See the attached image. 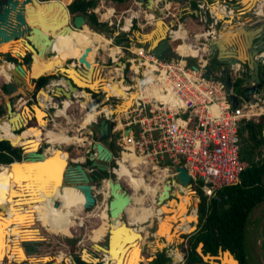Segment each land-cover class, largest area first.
Segmentation results:
<instances>
[{
  "label": "water",
  "instance_id": "1",
  "mask_svg": "<svg viewBox=\"0 0 264 264\" xmlns=\"http://www.w3.org/2000/svg\"><path fill=\"white\" fill-rule=\"evenodd\" d=\"M141 6L145 7L151 14H153L156 26L149 32L143 33L140 31L136 32V39L141 44H147L148 50L154 53L157 58L161 60H166L168 57L165 54L171 53L170 47L168 45V30L170 29L169 25L165 21V10L164 8H160L156 11L157 2L155 0H136ZM242 3V0H240ZM259 1V0H258ZM68 1L64 2V0H0V45L10 44L9 49L5 51L3 54L4 57H7V53L15 56L18 60L16 63H10L6 60H3L2 63L11 64L12 67L9 68V74L11 77L10 82L5 83V90L7 93H12L18 90L19 86H23L27 88L28 86L33 85L34 79L38 78L41 75L49 74L51 72L50 68L61 67L60 58L57 57L55 60H52L51 57H48L47 60L41 62V66L37 70H33V67L37 61V56L46 57L47 54L52 52L51 47L55 41V36L68 34L70 32L80 30L87 24V18L84 17L80 13L70 12L68 9ZM244 7L249 4L246 2L242 3ZM235 8V6L233 7ZM206 15V23L205 27L209 25L210 15L208 11L205 12ZM229 18L221 19V21H229ZM253 21L254 19L251 18ZM251 20L247 21L246 24H234L233 21L228 22L227 28H224L220 31V35L216 38L209 39L207 44L206 51L209 55V64L205 65L203 76L205 78L210 77L211 69L210 66H217L218 62H223L226 64H234L241 63L245 68L252 69V74H246L245 82L250 83L254 82L255 84H260L264 81V75L260 74L259 66L257 61L254 60L253 56L255 52L258 50H264V22L262 26L257 28L250 27L251 25L262 23V22H254L253 24H248ZM159 23V25H158ZM234 24V25H233ZM248 24V25H247ZM87 26V25H86ZM167 28V29H166ZM165 29V35H163ZM153 33L154 37L150 40H147L145 36ZM248 35L247 46L248 50L244 52L235 53V49L233 46H237L236 44L241 39V37H245ZM146 36V37H147ZM261 36V38L254 45L253 39L255 37ZM165 48V50L163 49ZM91 51V47L88 46L84 49L83 53L77 57V67L74 70L75 77L78 78L79 81L84 83L94 84L96 88H91L88 86H79L78 82L76 83L72 77L69 76L68 73L62 72L60 75H51L47 79V84L50 83L52 79L58 80L59 78H63L68 85L66 91L62 86H57L59 92L61 94L56 95V91L51 93V100L55 102H60L62 98H73L72 90H82L89 96L92 93H98L101 89V82L97 79V77L91 78L92 74L95 72L93 66L90 65V62L87 59L88 53ZM25 56H29L30 60L27 61L28 68H25L24 65L20 63V58ZM193 57H190L186 61V67H190L193 70H198L199 67L196 62L193 61ZM54 63H58L59 65H54ZM120 64H125L124 62H120ZM72 67L73 64L68 65ZM76 66V65H75ZM74 69V68H73ZM45 70V71H44ZM30 75L29 83L26 81V74ZM46 84V85H47ZM45 85V86H46ZM227 90L232 99L233 106L237 105L238 99L236 94L230 92L229 86L231 85L230 81H226ZM88 89V90H87ZM253 86H250L246 92L249 94L253 93ZM39 92L48 93L45 88H40ZM102 92H104L102 90ZM97 95V97H98ZM37 104L32 105L31 107L25 106L26 109L33 111V107L36 106L40 108L39 100L36 101ZM4 108V112L0 116L5 117L11 124V127H14L13 123H11L12 117L7 118V114L13 112L12 102L7 100L1 104ZM123 108V101L115 104L114 112L105 114L101 118H99L98 122H93L90 126L96 128L98 133V139L91 144V149L88 159L91 161L89 167L84 166L81 162L70 163L66 160L63 162L58 158V155L55 151H48L45 149V146L39 143V146L35 150L28 151L23 148L22 158L20 160H13L9 164V171H13L14 173L18 169H23L21 176H13L11 177V182L14 187L20 188L22 191L20 193L21 196H16L12 200L18 198H27L29 197L30 192H35L37 188L42 185V181L47 176L48 171L50 169L51 161L56 159L57 164L55 167L58 171L55 176L50 181L51 186L57 184V182L61 181L60 188L65 185H71L78 190H80L84 197L83 208H90L96 203L95 194L92 189L91 182L93 181V176L99 175L102 171L109 172L110 170V161L114 159L113 153L109 148V144L111 142V128L112 121L111 118L116 116V110ZM129 110V108H128ZM19 113H17L18 115ZM44 117L46 113L44 112ZM123 114V113H121ZM44 120V118L42 119ZM21 127L14 129V131L19 130ZM250 130L251 133H254V126L249 122H242L239 124V131L244 132L245 130ZM129 128L125 129V133H127ZM262 137L264 139V130L262 131ZM1 140H7L11 146L12 143L5 138H0ZM59 159V160H58ZM65 162V164H64ZM53 169V167H52ZM176 175L173 177V190H180L177 186L183 185L189 192V196L191 197H199L196 195V191L193 189L190 183V175L188 171L183 165L175 166ZM115 174V173H113ZM171 179H168L166 183L163 184V189L159 191L156 201L159 204H164L167 202H177L178 207L180 205L178 213L180 214L183 211L188 213L190 211V206H186L185 204L181 206V200L177 196V198L173 199V190H172ZM49 192V191H47ZM181 193L182 190H180ZM108 193L110 196V200L108 201V221L109 227L105 233L106 242L103 243H93V247L100 253L99 257L92 256L87 252L85 248L81 250L80 259L86 263H97L102 261L103 264H124V262H119V257L122 256V260L126 259L127 264H133L137 261V264H142L143 260L139 259L136 249V242L141 240L144 236L142 231L134 226L132 223L128 221H122V215L125 212L126 207L130 205L132 202V194L124 188L123 183L120 181L119 177H110L108 178ZM184 194V193H183ZM35 199V198H33ZM29 203L27 202L25 208L29 209ZM32 204H34L32 202ZM53 204L55 207L59 206V201L53 200ZM166 210L170 209V206L165 207ZM190 213V212H189ZM197 216V215H196ZM4 215L2 216V218ZM198 217V216H197ZM169 219V230L167 231V235L159 236L158 239L156 236L164 234L161 228V222ZM179 219L177 216L171 217L168 214H163L162 219H157L155 231H150L149 236L154 237L155 252L159 251H167L168 247L172 245V242L179 237V233L175 230L176 220ZM171 220V221H170ZM14 220L10 219L7 221L9 223V228L13 229ZM119 222V223H118ZM23 226V225H22ZM3 230H5L3 228ZM22 230H25L22 227ZM29 231L36 232L29 233L26 232L20 240V246L27 256L25 260H29L30 256L38 251V246L41 241H43L42 237H39L37 234L38 230L35 228H30ZM127 233V234H126ZM130 235V236H129ZM135 238H134V237ZM262 236V234H261ZM263 237V236H262ZM163 247H160V243L167 244ZM115 244V245H114ZM115 247V252L119 250L115 261L113 258L114 254L112 251V247ZM201 248L202 244L199 245ZM7 247V249H6ZM14 247V243L3 244L2 251L5 249L4 260L7 259L8 255L12 253ZM144 251V245L142 244L140 248V253L143 256L142 252ZM1 253V252H0ZM84 253L88 255L90 258H85ZM123 253V255H122ZM227 254V261L224 263L221 258L219 264H239L237 258L234 254L228 250H222V255ZM100 256L101 259L100 260ZM32 257V256H31ZM134 257L135 261H134ZM212 257H216L210 253H206L202 255L203 260H209ZM31 259V258H30ZM175 259V258H174ZM43 258H41V261ZM148 260H152L148 258ZM229 260V261H228ZM73 264H79L74 258L72 259ZM46 261L44 260L43 263ZM11 264H18L14 257H12ZM21 264H24L23 262ZM48 264H56V261H51ZM190 264V263H187Z\"/></svg>",
  "mask_w": 264,
  "mask_h": 264
},
{
  "label": "built area",
  "instance_id": "2",
  "mask_svg": "<svg viewBox=\"0 0 264 264\" xmlns=\"http://www.w3.org/2000/svg\"><path fill=\"white\" fill-rule=\"evenodd\" d=\"M198 7L201 10L198 14L199 23H206V11L210 15L209 25L206 27L207 36L203 38L206 44L209 39L220 35V33H215V26L218 24L221 26V20L216 17L211 5L206 7L204 3L198 2ZM255 7L252 8L254 16L258 13ZM262 7L264 9V6ZM97 10L99 12L100 8L93 9L94 12ZM106 12L104 10L100 14L103 16ZM104 17V21H107L109 25L113 24L110 16ZM154 20V16L149 17L147 23H153ZM132 25L130 23L127 30ZM120 29L125 28L120 27ZM168 37L176 40L172 29L168 30ZM178 40L182 42L180 37ZM206 45L205 48H207ZM115 47L119 50L116 54L123 52V46L116 45ZM205 48L196 56L181 54L176 48L179 58L171 60H161L143 46L128 48L141 59L137 63V69L132 68L136 59L131 58L126 60L121 69L118 67L122 77H124L126 64H128L132 79L137 78L141 82H146L152 73L151 82L160 91L162 98L153 96L148 100L138 99L129 108V114H121V117H124L123 128L117 133L119 146L126 150L131 146L133 151L152 164L153 168L166 169L169 173L167 177L171 179L173 188L172 180L176 175L175 166L183 165L190 175L193 189L196 192L197 189L201 190L208 200L216 190L236 184L240 173L247 165L246 161L241 158L238 128L242 122L257 123L264 118V84L245 82L246 74L251 75L252 69L245 68L241 63H221L217 66H210V77L205 78L203 76L204 67L209 64V55ZM111 57L113 62H119V57ZM186 57L195 59L194 62L199 67L197 71L186 67ZM253 58L257 61L263 75L264 50L255 52ZM144 68L150 71L144 73ZM226 81L231 82L230 92L237 96L236 106L232 104ZM250 86L254 89L253 93L248 94L246 90ZM91 95L90 98H92ZM81 99L84 100L85 97L74 95L70 99V104L66 106V111L72 107L73 103H78ZM63 102L64 98L52 105L58 109L59 105L63 107ZM57 117L55 113L54 119ZM126 128H129L127 133H125ZM109 172L115 173V169L112 168ZM181 186L186 190L183 185ZM92 189L94 192L93 185ZM196 215L198 216V212ZM185 248V243L183 248L170 245L165 253L171 261L166 264H186ZM176 252H180L179 261L174 260Z\"/></svg>",
  "mask_w": 264,
  "mask_h": 264
},
{
  "label": "rangeland",
  "instance_id": "3",
  "mask_svg": "<svg viewBox=\"0 0 264 264\" xmlns=\"http://www.w3.org/2000/svg\"><path fill=\"white\" fill-rule=\"evenodd\" d=\"M219 1L222 2V0H210L209 3L210 4L211 3L216 4ZM156 2H157L156 11H158L160 8H164V10L166 12L167 11L171 12V13L173 12L172 14L175 13V15L178 16L179 5L176 4V0H156ZM231 2L233 5L236 6L235 10H236V14H237L238 18H236V20L233 21L232 20V18L234 16L233 15L231 18H229L230 19L229 22L233 21L234 24H246L248 19H251L254 16L253 15L254 12L252 10H250V8H247V7L245 8V7L241 6L242 3L240 0H237V1L231 0ZM257 2H258V0H256V3ZM98 7L100 8V11L98 12V10H97L96 12H97V15L101 21H104V19H105L104 16H106V17L110 16L111 17L112 12L114 15L111 18L115 19V18H118L119 16L122 17L123 21H121V23L114 24L116 29L117 30L119 29L120 32H122L120 29V26L126 27L127 18L132 17V14L137 13V15H135L131 18V23L132 24L135 23L136 28H133L131 26L129 30L121 33V34L125 33L126 36L128 35V36H135L136 37L137 31H140L143 33L149 32L156 26L155 20H154V23H150V22L147 23V18H149L148 16H150V14H149L150 11H148L145 7H143V5L141 6L136 0H125V1H121V2H118L116 0H97V5L94 9H97ZM104 10H105V12L106 11L107 12L105 13V15L102 16L100 13H103ZM110 10H111V13H110ZM107 13H108V15H107ZM171 13H169L168 16H166L164 14L165 21L169 25V27L172 26L173 28L177 29V24H174V15H172ZM184 15L185 14H182L179 17L180 22H183V20H184L183 16ZM262 24H263V22L261 24L257 25L256 27H260V26H262ZM86 25H87L88 29H86ZM86 25L83 28V33L86 35L85 37L87 39V45L91 47V51L88 53L87 57L93 58L94 62L91 63L90 65L93 66L95 69V72L92 74L91 78L93 79L94 77H97V79L101 82V84H100L101 89L104 91V92H102V90H101L99 92V95H98V93H92L91 97L94 98L97 102H99L101 107L99 109L91 110L90 109V104H91L90 102L92 100L81 99L80 101H78V103H73L72 107L69 108L67 111L65 109V114H66V116H65V115L57 113L58 109H56L52 105L54 103L46 104V106L43 109L44 112L46 113V116L44 117L45 125H43L42 130H41L42 134H41L40 144L44 145L45 149L48 148L49 151L53 150V152H54L57 149L56 154L58 155V158L62 162L64 160H66L70 163L81 162L84 166L89 167L90 163L87 164L86 160H87L88 156L90 155V152L93 151L91 149V144L98 139V133H97L96 128H93L92 126H90V124H92L93 122L97 123L99 118H101L102 116H104L106 114L105 112H103V110L106 106H109V111L111 113L114 112L113 109L115 107V104H117V103L120 104L121 101H124L125 94L134 90V87L138 82L141 83L143 85L142 88H144V86L149 83L148 79H151V77H150L151 74L148 76L146 82H141L139 79L134 80L130 77L131 74H130L129 69L127 67V69H124V77H122L120 69L122 68L123 64H120V62H126L128 57H130L131 59H136L134 61L135 63L132 64V68L137 69V67H138L137 63H139L140 59L137 57V55L135 53L125 52V50L127 51V49H124V48L122 49V51H123L122 53L115 54V56L111 55L113 52L119 51L115 47L116 43L114 41H112V43L108 42L107 46H104L105 39L109 40L111 35H109V33H107V32L94 30V29L90 28L88 24H86ZM187 25L190 26V29L192 28V26H194L190 22ZM188 26H187V28H188ZM202 27L203 26H201V27L199 26L198 29H202ZM121 34L119 36H121ZM166 38L169 40L168 36H166ZM190 39H192V38L190 37ZM188 41H189L188 43H190L191 40H188ZM202 42H204L203 39H201L198 42V44L200 45V43H202ZM144 45L147 47V44H144ZM137 46H139V44ZM2 50H3V47H2ZM3 52L5 53V51H3ZM67 53L71 54V52H69V51H67ZM67 53H65V54H67ZM110 55L113 56L114 58L119 57L118 58L119 62H115V61L113 62ZM57 56H58V50H53L52 52H50L49 54L46 55L45 59H48V57H51L52 60H55L57 58ZM77 57L73 56V55L70 57H67L66 60H64V63H62L61 69H58L60 67H56V68L52 67L51 71H50L51 73H49V74L50 75H56V74L60 75L62 72H66L69 74L70 77H72V79H74L72 72L77 67ZM167 57H168L167 59L171 60V59L179 58V55L177 54V52L175 50H173V52L169 53L167 55ZM188 59H190V57H186V60H188ZM3 60H6V57H4L2 53H0V64L1 65L3 64V65L8 67V64L2 63ZM19 61L22 65H24L25 68L29 67V65L26 64L27 62L24 61L23 58H20ZM193 61H195V60H193ZM10 63H13V62H10ZM70 64H73V66L69 67L68 65H70ZM126 66H128V64H126ZM118 67H120V69H119L120 75H119ZM147 69L148 68H144L143 72L146 73L147 71H150ZM0 72H1V69H0ZM27 78L29 81V78H30L29 73L27 75ZM107 79H113V80L111 81L112 86L108 87L107 90L105 91L102 88V86L106 83ZM74 80H76V79H74ZM10 81H11V77L6 78V75H4V74H2L0 76V104H2L3 102H5L7 100L11 101L13 104V110H14L13 112H21L25 106L31 107L32 105L37 104L36 101L39 100V95H40V92H38L39 90L36 92H35V90H34V92H30L33 89V85L30 86L31 89H28V88L25 89V88L19 86L20 88H22V92L19 90V87H18L17 91H14L12 93H7L6 91L3 90V87H4L6 82H10ZM78 85L81 87L84 86V85H81L80 83H78ZM46 87H47V85L43 86L42 88H45L47 91ZM50 93H52V92H50ZM33 94H35V99H32ZM56 95H57V93H56ZM97 95H98V97H97ZM105 95L108 97H106ZM86 96L89 97V94H86ZM66 99L67 98H64V100H66ZM142 99H143V96H142ZM62 100H63V98H62ZM77 100L78 99H76V101ZM137 101L138 100L136 99L134 101V104ZM63 107H64V102H63ZM57 108H62V106L59 105ZM84 108H86V109H84ZM33 110H34V107H33ZM121 110L122 109L116 110L117 115L114 116V118L116 117L118 119V121L120 122L119 126L123 128L124 117L123 116L121 117V113H119V112H121ZM55 113H57L58 117L54 119ZM93 113H97L96 118L94 117ZM90 115H92V117H93V119L91 121H90ZM120 118H121V121H120ZM33 119L34 118H32L30 122H32ZM28 124H29V122H28ZM25 127L26 126H23L15 132H20ZM120 127L116 128L114 126L111 128V132H113V130H114V133L111 134V138H110V140L114 143V147L112 150L114 159H111V161H110V169L118 168L121 164V163L119 164V162L122 161L123 158L124 159L126 158L125 160L129 166V168L134 167V168H137V170H140V171L142 170L143 176L147 182L150 181L149 183H151V184L157 183V180L155 179V175H156V171L158 170V168H153L152 164H150L148 162L144 163L143 162L144 158L142 156L136 154L129 144H128V146H130V147H128V150L119 146V144H118L119 135H118L117 131L120 129ZM47 129L54 130L57 132L63 131L65 133L69 134L74 139H77V137H79L82 140L81 141L72 140L71 142L64 143V144H62V143H60V144L49 143L48 139L46 137V134H45L47 132ZM262 130H264L263 125H262L261 131ZM241 134H242V136H241ZM238 136L243 138L244 139L243 141L250 142L248 130H245L243 133L239 132ZM261 149H263L262 146H261ZM242 152L245 154V156L250 155V153L248 152V150H246V148L244 146H243ZM247 157H245V158H247ZM56 159H54V161H51V163L55 162V164H57L58 162H56ZM137 159L139 160V162H136ZM131 161L135 162V166H132ZM64 164H65V162H64ZM121 170H122V173L120 174V176L125 178L126 176H125V173L123 171L122 165H121ZM8 172H9V176L11 178L13 176V174L11 173V171H8ZM115 173H116V171H115ZM17 174H20V176H21L22 173L20 171V172L16 173L14 176H16ZM115 176L119 177L118 174H114V176L109 174V176L106 178H102V179L96 178L94 181L91 182V184L95 187L94 194H95L96 203L93 206H91L90 208H83L82 207V209L79 212V216L75 219L74 226L71 228V235L69 234V236H68L66 234L63 235L60 233L55 234L56 230H55V228L53 229L51 224H49L48 226L50 228H52L51 229L52 231L50 230V228H48L46 222H43L40 219L39 220L36 219V223H34L32 225V227L35 228L36 230H38L39 234H37V235L39 237H42V239H43V241H41V244L43 245L42 252L40 253V256H38V257H33V259H29V260L24 259L20 262L21 263L23 262L24 264H48L50 260H52L54 257H56L61 252V254H59L58 257L55 258V260H57L56 262H59L60 259L63 258V256L66 254V259H65L66 264H73L72 259L74 258L75 255L80 256L81 250L83 248H85L87 250V252L90 253L92 256L99 257L100 253H98L97 250L93 247V243L96 241L94 239H92L93 238L92 234H93L94 229L99 227L104 221L102 214H100L102 212V210H105L108 214V201L110 200V196H109L107 188L105 190V186H104L105 180H107L110 177L113 178ZM168 179L169 178L166 176V178L163 179L162 182L166 183L168 181ZM50 181H51V177L48 176L42 181V185L44 183L50 184L51 183ZM120 181L123 183L124 188H126L131 194H133L131 203H136L135 206H138L137 202H141L143 205H148L149 207L158 206V203L156 201L158 194L155 195V198L153 197L151 199L150 195L148 193H145L144 190H142V189L137 190V191L133 190L129 186L127 181H125V179H120ZM162 182H159L160 183L159 185H161ZM12 183L13 182H11V188H15L14 185H12ZM39 187L37 189H39ZM16 188L20 189L18 187H16ZM16 191H18V190H16ZM104 192H106L108 195L105 196ZM6 193H7L6 198H8L10 195V191L8 190V191H6ZM158 193H159V190H158ZM34 194H36L38 196L37 190H35ZM142 195H143L144 200L139 198ZM196 195L199 196V194L197 192H196ZM172 198L173 199L177 198V195H175L173 193ZM37 202H38V200H37ZM37 202H35L34 205H36V210H39ZM192 208L193 207L190 206V211ZM195 208H196V205H195ZM197 210H195V212H197ZM184 212H186V211H184ZM157 219H158V217L154 216L151 221H148L146 223H143V222H145V220H141V219H138L137 222H138L139 226L142 225L147 231H149V232L153 231L154 232ZM121 220L125 221V222L129 220V214L126 211L123 213ZM80 221L82 222L81 224L79 223ZM191 222L193 225V229L189 232H179L180 238H176V240L172 242V246H174L175 248H183L182 243H183L184 239L182 236L184 234H189L191 232H194L197 229V226L199 224L198 217L196 218L195 221L193 220ZM263 223H264V201H262L261 203H259L257 206H255L253 208V210L251 211V213L249 215L248 223L246 225V247H247V253H248V255H247L248 262H249L248 264H264V239L260 235ZM106 231H107V229H106ZM143 235H144V242H143L144 254H143V256H145V259L143 260L142 264H150L151 260H148V258H151V257L153 258L155 253H156L155 249H153L155 247V244L153 243L154 237L153 236L151 237V236L145 234L144 232H143ZM159 236H162V235H158V237ZM158 237L156 236L157 239H158ZM103 242H106L105 235L100 239V241L99 240L97 241V243H103ZM199 245L197 246V252L202 257V255H204L206 253H203L202 246H201V248H199L200 247ZM212 255H215L216 257H212L208 261L204 260V263H206V264H219L220 259L223 258L222 249H219L216 254H212ZM43 257H49L50 259H48L45 263H43V260L41 261V258H43ZM226 258H227V255H226ZM225 262L226 261H224V263ZM11 263H12V257L10 256L4 261L3 264H11Z\"/></svg>",
  "mask_w": 264,
  "mask_h": 264
},
{
  "label": "bare ground",
  "instance_id": "4",
  "mask_svg": "<svg viewBox=\"0 0 264 264\" xmlns=\"http://www.w3.org/2000/svg\"><path fill=\"white\" fill-rule=\"evenodd\" d=\"M66 1H68V0H66ZM242 1L248 2L249 3L248 4L249 7H250V3L252 4V2H251L252 0H242ZM155 2H156V0H155ZM215 5H216V8L214 10L217 11L220 5H219V3H216ZM110 13H111V10H110ZM107 15H108V13H107ZM135 15H137V13L132 14V17L135 16ZM151 16L153 17V14H150V17ZM223 16H225V13L220 15L219 18L223 19L224 18ZM107 17H109V16H107ZM132 17L127 18V20H126L127 24H126L125 29L129 28ZM158 25H159V23H158ZM86 29H88L87 26H86ZM175 32H178V31H175ZM182 32L183 31L179 32L180 35L185 37L184 33H182ZM153 33L154 32L150 33L148 36L146 35L147 37L145 36V38L147 40H150L151 38L154 37ZM75 35L78 36L76 44L73 47H71L70 49H67V51L71 52V54L67 53V51H60V52H58V56L57 57H61L65 53H67L66 57H65V60H66L67 57H70L72 55L77 57L83 52V50L86 47H88L86 38L81 33V29L73 31V32H70L68 34L55 36V38H56V40L59 43H62L63 45H65L66 43L68 44V42L71 41L72 37H74ZM163 35H165V29H164ZM108 42H109V40L105 39L104 46H107ZM2 47H3V45H0V51H2ZM180 51L182 53H184V54H194V55H196L199 52L197 49L193 48L189 43H185L180 48ZM115 54H116V51L113 52L111 55L115 56ZM37 57H38L39 61L47 60V59H43L41 56H37ZM9 65H11V64H8V66ZM4 66H1L0 68L2 70H6ZM11 67H12V65H11ZM0 75H2V74H0ZM7 75H8V78H9L10 74L8 72H7ZM72 75L74 76V79H76L78 81V83H80L81 85L88 86V87H91V88H96V86L94 84H91L92 81L89 82V83H86V82L84 83V81L81 82V81L78 80V78L75 77L74 72H72ZM119 75H120V70H119ZM152 76H153V74L151 73V75H150L151 79H152ZM151 79H148L149 83L146 84L144 86V88H142L143 85L138 82L135 85L134 90H132L131 92H128V93L125 94L124 101H123V108H122L121 112H119V113L129 114L128 108L133 106L134 101L136 99L137 100L138 99H142V96H143V100H148V99H150L153 96L157 97L159 99L162 98L160 96V93H159L160 91L151 82ZM76 80H75V82L77 83ZM26 81L29 83L28 78H27V74H26ZM51 84L55 87V91H56L57 95L62 93L61 91L59 92V90L57 88L58 84H63L66 89L68 88L67 83L65 81L61 80V79L53 80V82ZM104 85H106V86L111 85V79H107V81H106V83ZM28 87H30V86H28ZM30 89H31V87H30ZM19 90L22 92V88L19 87ZM53 90H54V88H53ZM48 93H50V92H48ZM71 93H73V95H75V96L85 97V99H87V100H92L90 102L91 103L90 104V109L91 110L99 109L101 107L99 102H97L93 98H89L88 96H86V93L83 92L82 90L80 92H78V93H76V92H74V90H72ZM106 97H108V96H106ZM51 99H52V96L50 95L49 96V100H51ZM172 102H175V101L172 100ZM68 104H70V100H68V101L65 100L64 101V107L58 108V112L57 113L66 116L65 109H66V106ZM45 106L46 105H43L40 102V108H37L36 106H34V110L32 112L24 107L21 112H17V113H19L18 115H17V113L14 114L15 112H11L10 114H7V118L8 117H12L11 123H13L14 127H11L10 122L5 117L1 118L0 119V138L3 137V134H2L3 129L11 128V129L14 130L16 128H19L20 126H25L32 118H36L39 126L42 128L43 125H45V120H42L44 118V115H45L44 114V110H43ZM103 112H105L107 114H110L111 112L109 111V106H106L104 108ZM93 115L96 118L97 113H93ZM111 121H112V127H114V126L116 128L120 127L119 126L120 123L118 122V119L116 117L115 118L112 117ZM121 128L122 127H120V129ZM41 134H42V132L40 133V136L37 137V138H28V139H25V140L21 141V146L23 148L27 149L28 151L37 149L38 146H39L40 140H41ZM45 134H46V137H47L49 143H58V144L62 143V144H64V143L71 142L72 140H78V141L82 140L79 137H77V139H74L69 134H67V133H65L63 131L57 132V131H54V130L47 129V132ZM46 150H48V148ZM55 153H56V151H55ZM125 159L123 158V160L119 162V164L121 163L120 166L115 169L116 174H118V176H119V179H125V181H127L129 186L133 190L137 191V190H141L142 189V190L145 191V193H148L151 198L155 197L156 192L158 190L163 189V184L164 183L162 181H163V179L166 178V176H168V174H169L168 171L166 169H161V168L156 167V168H158V170L156 171V175H155V179L157 180V183L153 182L154 184H151V183H149L150 181L147 182L146 179L144 178L142 170L141 171L137 170V168H134V167H132V168L130 167L129 168V166L126 163ZM136 162H139V160L137 159ZM143 162L144 163L146 162L145 159H144ZM131 164H132V166H135V162L134 161H131ZM121 165L123 166V171H124L125 176H126L125 178L120 176V174L122 173ZM8 171H9V167L6 164H0V252H1L0 253V258L3 259L0 264H3L4 261H5L4 260L5 249L2 251V246H3L2 243L3 244L4 243L5 244L14 243V247H13L12 253L9 254L8 257H10V256L14 257V260L18 264H21L20 261L24 260L27 256L24 254L19 242H20L21 238L23 237V235L26 232L36 234V232L29 231L30 228H33L32 225L34 223H36V219L37 220L40 219L43 222H46L47 226L49 224H51L53 229L55 228V230H56L55 234H59L60 233V234H63V235L66 234V235L69 236V234L71 235V228L75 224V219L79 216V212H80V210L83 207L84 197H83V194H82V192L80 190H78L77 188H75V187H73L71 185H65L62 188H60V185H61V181H60L59 184H58V188H57L58 199H56L57 201H59V206H57V207L53 206L52 208H50V209H52V211H51V214H50L49 219L47 221V219L45 218L43 210H36V205L28 204L29 205V209L25 208L26 206H24V205L27 204V201H28L27 198H31L35 202H36V200H38L37 195L34 194V192H30V195H29V197L27 196V198H20L18 201H13L12 200L13 197L21 196L22 194L20 192L16 191L17 188L16 189L15 188H11V178L9 176V172ZM16 176H20V174H17ZM159 182H162V184L159 185L160 184ZM104 186H105V190H106V188H108V179L105 180ZM177 188L182 190V192L185 191V193L183 194V193L180 192V190H177V189L173 190V193L175 195H177L179 197V199L181 200V206L184 205V204L186 206L191 204V206L193 208L191 209L190 213L189 212L186 213V212L183 211V212H181L179 214L178 211H179L180 205L178 207V201L177 202H171V203L166 201L164 204H159L158 206H155V207H149L148 205H143L141 202H137L138 206H135L136 203H130V205L128 207H126V209H125V211L129 214V221L131 223H138L137 222L138 219H141V220H145V222H148V221H151L154 216H157L158 219L161 220L162 217H163V214H168L172 218L175 217V216H177V218L179 217V219L176 220L177 221L176 224L174 225L175 226V230L178 233L179 232H189V231H191L193 229V225L190 224L188 226H184L181 223V221H183L185 218H187L189 216H193L196 213L195 210H197V208H198L199 200H198L197 197H190L189 196L190 194H189L188 190L187 189L184 190V188H182L181 185L177 186ZM8 190L10 191V195H11L10 201H8V198H6V196H7L6 191H8ZM104 193H105V196L108 195L106 192H104ZM132 196H133V194H132ZM33 198H35V199H33ZM139 198L144 200L143 199V195L140 196ZM64 203H66L68 205H65ZM17 205H19L18 208L15 207ZM69 205H73V206H75L77 208L71 207ZM195 205H196V208H195ZM166 206H170V209L166 210L165 209ZM100 214H102V217H103L104 221L99 227L94 229L93 234H92V237H93L92 239H94L96 242L98 240L100 241V239L105 235L106 229L109 227V222L107 221L108 220L107 212L105 210H102V212ZM3 215H4V217L2 218ZM10 219L14 220L13 229L12 228L10 229L8 227L9 223H7V221L10 220ZM145 222H143V223H145ZM168 222H169V219H166L165 221L161 222L160 230H162V232L164 233V234H161V235H167V231L169 230V227H170ZM79 223L81 224L82 222L80 221ZM22 227L25 230H22ZM3 228L5 230H3ZM51 229L52 228H50V230ZM140 230L141 231L143 230L142 232H144L147 235L150 234V232L147 231L143 226H142V228ZM143 242H144V236L141 238V240H138L135 243L136 246H137L136 247V249H137L136 251H137L138 257H139V259H142V260L145 259V256H142L141 253H140V248H141ZM154 242L155 241H153V243ZM169 243L170 242H168L167 244L166 243L165 244L160 243V247L168 245ZM114 245L112 247V251H113V254H114V256H113L114 258L113 259L116 261L117 260L116 255L119 252V250H117L115 252L114 250H115L116 246H114ZM142 254H144V251L142 252ZM122 255H123V253H122ZM226 255L227 254L223 255V258H222L223 262L226 259ZM84 257L85 258H90L85 253H84ZM30 258L33 259V257H30ZM132 258H134V257H132ZM48 259H50V258L49 257H43V261L44 260L47 261ZM121 261L124 262V264H127L126 259L122 260V256L119 257L118 263L121 262ZM134 261H135V258H134ZM137 261H139V260L137 259L136 262L133 263V264H137ZM56 264H59V263L56 262Z\"/></svg>",
  "mask_w": 264,
  "mask_h": 264
},
{
  "label": "trees",
  "instance_id": "5",
  "mask_svg": "<svg viewBox=\"0 0 264 264\" xmlns=\"http://www.w3.org/2000/svg\"><path fill=\"white\" fill-rule=\"evenodd\" d=\"M116 1L121 2L125 0ZM96 5L97 0H68L67 4L70 12L80 13L87 18V24L90 28L107 32L109 33V35L113 36V33L117 31L116 27L114 26V24L109 25L107 21H101L99 19L97 13L93 11ZM192 7H197L195 2H192ZM132 27L136 28V24L134 23ZM121 33L122 32L119 31L117 35H115L114 42L116 43V45L128 46V37L125 33ZM120 34L121 36H119ZM121 42H123L124 44H121ZM9 46L10 44L6 43L3 51L8 50ZM65 57L66 54L59 57L61 64L64 63ZM42 58L45 59V57ZM23 59L27 62L30 60V57L25 56ZM87 59L90 64L94 62L93 58ZM6 60L13 63L17 62V58L10 53H7ZM41 62L43 61H39V59L37 58L33 70H37L41 66ZM54 65L59 64L54 63ZM125 69H127V66L125 67ZM50 76V74H45L34 79L35 92L47 84V79ZM53 80L56 79H52L50 81V84ZM44 96H46V92H40V102L42 101ZM32 99H35V94H33ZM1 110L2 107L0 104V111ZM92 119L93 117L92 115H90V121ZM263 120L264 118H261V120L257 123L249 122L255 128L253 134L250 130L248 131L250 142L243 141L244 139L240 137L241 158L246 161L247 165L240 173L239 181L236 184L224 186L216 190L214 195L208 200L202 194L201 190L197 189V193L200 197L198 199L199 203L197 208L199 224L194 232L184 234L182 236L185 240L182 245L184 246V243L186 244V264H206L204 263L201 255L197 252V246L199 244H202L203 253L216 254L219 249H228L235 255L240 264L249 263L246 247V225L253 208L264 201V139L261 134ZM30 121L29 124L27 123L25 125L26 127L20 132H15L11 128L3 129L2 138L8 139L13 146H11L7 140L0 141V164H9L13 160H20L23 154L21 141L28 138L38 137L40 135V133L42 132V128L39 126L36 118H34L32 122ZM243 146L250 153L249 156L247 155L248 157L245 156V154L242 152ZM261 146L263 147V149H261ZM113 147L114 143L111 141L109 144V148L111 151L113 150ZM86 162L87 164L91 163L88 158ZM54 164L55 162L50 163L51 167L49 170H47L48 174L47 176H45V178L49 176L52 180V178L57 173L56 171L58 170ZM22 170L18 169L15 173L13 171H11V173L15 175L20 171L22 172ZM109 174L114 176L113 173L102 171L99 175H97V178H106L109 176ZM59 182H57V184L53 186H51V184L44 183L39 187L37 205L39 207V210H43L47 221L52 211V209L50 208L54 206L53 200H56ZM16 190H18V192L22 191L21 189ZM27 202L30 201L28 200ZM69 206L75 207L73 205ZM196 218L197 216L196 214H194L193 216L185 218L183 221H181V223L184 226H188L192 224L191 221H195ZM261 234L264 239V223L261 228L260 235ZM180 257V252H176L174 260L179 261ZM74 259L79 264H103L102 261H99L97 263H86L82 261L77 255L74 256ZM169 261H171V258L168 257L165 253V250H163L155 253L154 257L150 261V264H166Z\"/></svg>",
  "mask_w": 264,
  "mask_h": 264
},
{
  "label": "crops",
  "instance_id": "6",
  "mask_svg": "<svg viewBox=\"0 0 264 264\" xmlns=\"http://www.w3.org/2000/svg\"><path fill=\"white\" fill-rule=\"evenodd\" d=\"M192 2H195L196 3V8H193L192 7ZM198 2H202V3H204V5L207 7L208 5H211V7H212V10L215 12V14H216V17L218 18V19H220L219 18V16L220 15H222V14H224L225 13V16H223L224 18H231L233 15V18H232V20L233 21H235L236 20V18H238V16H237V14H236V6L235 5H233L232 4V2H231V0H222V2L221 1H219L218 3H219V5H221V8L222 9H218L217 11H215L214 9L216 8V5H214L215 3H209L210 2V0H176V4H178L179 5V13H178V16H176L175 15V13L174 14H172L171 12H166L165 11V15L166 16H168L169 15V13H171L172 15H174V24H177V29L176 28H173L172 26H170V29H172V31L175 33V39L177 40H174V39H169L168 40V45H169V47H170V50H172V52H173V50H175L176 51V48L178 49V51L181 53V54H184V53H182L181 51H180V48L185 44V43H188L189 41L188 40H191L190 41V45L193 47V48H195V49H197V47H198V51L199 52H201L204 48H205V42L203 43V44H201L200 43V45L198 44V42L201 40V39H203V38H206V30H207V28L205 27V23L204 24H202V23H199V20H198V14H200L201 13V10L199 9V7H198ZM252 2V1H251ZM242 3H246L245 1H242ZM254 5V7L256 8V10H258V13L257 14H255V16H253L252 18L254 19L253 21L251 20V19H248V21L249 20H251V22H249L248 24L250 25V24H253L254 22H264V9H262L263 7L262 6H264V0H260V1H258L257 3H256V1H255V3L253 4ZM235 6V8H233ZM252 7V6H251ZM247 8H250L249 7V5L247 6ZM205 10V9H204ZM222 10H224L225 12H222ZM263 12V13H262ZM149 14H151V13H149ZM182 14H185L184 16H183V18H184V20H183V22H180V20H179V17L182 15ZM114 15V14H113ZM116 16V15H115ZM148 17H150V16H148ZM152 17V16H151ZM165 17V16H164ZM223 18V19H224ZM100 19V18H99ZM221 20V19H220ZM111 21H112V23L113 24H118V23H121V21H123L122 20V17L121 16H119L118 18H115V19H113V18H111ZM191 23L192 25H194V26H192V28L190 29V26H188L187 24L188 23ZM225 22V23H224ZM229 21H221V30H223L224 28H227V26H228V23ZM124 23V22H123ZM154 23V22H153ZM247 24V25H248ZM187 26H188V28H187ZM201 27V26H203L202 27V29H198V27ZM121 27V26H120ZM124 28H125V26H124ZM169 29V30H170ZM121 31L122 32H125V31H127V29H121ZM175 31H178V32H175ZM180 31H183L182 33H184V36L185 37H183V36H181L180 35ZM119 31H115L114 33H113V36H111L110 37V39H109V43H112V41H114V37H115V35H117V33H118ZM221 34V33H220ZM127 37H128V40H129V42H128V46H125V45H118V46H123L124 47V49H127V51L125 50V52H130L129 51V49H132V48H134V47H136L138 44H139V46H143L147 51H150V50H148V46L146 47L144 44H141V43H139L138 42V40L136 39V37L135 36H128L127 35ZM179 37L182 39V42H179ZM190 37L192 38V39H190ZM244 37L242 36L241 37V39H243ZM204 40V39H203ZM240 41V40H239ZM238 41V42H239ZM174 43V44H173ZM121 44H123V42H121ZM178 44H180L179 46H178ZM198 44V45H197ZM240 43H237L236 45H239ZM196 47H195V46ZM207 46V45H206ZM138 47V46H137ZM201 47H202V49H201ZM3 48H4V46H3ZM129 48V49H128ZM233 49H235V52H237V53H239L238 51H237V46H233L232 47ZM163 49L165 50V48L163 47ZM166 51V50H165ZM118 52V51H117ZM116 52V53H117ZM151 52V51H150ZM198 52V53H199ZM0 53H3L4 54V52L3 51H0ZM132 53V52H131ZM197 53V54H198ZM165 54L166 55H168L169 53H167V52H165ZM196 54V55H197ZM185 55H192V56H196V55H194V54H185ZM138 57V56H137ZM24 58V57H23ZM88 58V57H87ZM128 58H130V57H128ZM127 58V59H128ZM139 59H141L140 57H138ZM111 59H113L112 57H111ZM195 60V59H194ZM125 63V62H124ZM58 69H61V68H58ZM59 71V70H58ZM260 74H261V72H260ZM262 75V74H261ZM264 75V74H263ZM134 80H137V78H135ZM140 80V79H139ZM264 84V81L263 82H261V84ZM260 84V85H261ZM21 87H23V86H21ZM23 88H25V87H23ZM47 92H54L55 91V87L52 85V84H50V83H48L47 84ZM53 88H54V90H53ZM26 89V88H25ZM28 89H30V88H28ZM34 90H35V82L33 81V89L30 91V92H34ZM46 90V89H45ZM39 92V91H38ZM51 101V102H50ZM52 103H55L54 102V100H49L48 102H47V104H52ZM264 126V125H263ZM263 131V130H262ZM262 131H261V134H262ZM238 132H240L239 131V128H238ZM240 133H242V132H240ZM162 190V189H161ZM161 190H159V191H161ZM39 191V189H37V192ZM156 194H158V191L156 192ZM56 198H57V196H56ZM155 198V197H154ZM152 199V198H151ZM27 200H29L30 202H28L29 204H32V202L33 203H35V201H33L31 198H27ZM36 202H37V200H36ZM66 205V204H65ZM128 222H130L129 220H128ZM131 223V222H130ZM146 223V222H145ZM134 226H136L138 229H141L142 228V225H138V223H132ZM143 233V232H142ZM42 249H43V245L42 244H40L39 246H38V251H37V253H35V254H33V255H30V257L32 256V257H38V256H40V253L42 252ZM166 252V251H165ZM59 254H61V252L59 253ZM58 254V255H59ZM58 255L56 256V257H54L52 260H50L49 262H51V261H57V260H55V258H57L58 257ZM66 254L63 256V258H61L60 259V261L58 262L59 264H66ZM100 260H102L101 259V256H100Z\"/></svg>",
  "mask_w": 264,
  "mask_h": 264
},
{
  "label": "flooded vegetation",
  "instance_id": "7",
  "mask_svg": "<svg viewBox=\"0 0 264 264\" xmlns=\"http://www.w3.org/2000/svg\"><path fill=\"white\" fill-rule=\"evenodd\" d=\"M235 1H237V0H235ZM255 1L256 0H252V4L250 3V10H252V8L254 7V3H255ZM64 2H66V0L64 1ZM241 6L242 7H244V5L243 4H241ZM248 6V5H247ZM246 6V7H247ZM252 6V7H251ZM218 9H222L221 8V5L219 6V8ZM222 12H224V10H222ZM259 24H261V23H258V24H254V25H251L250 27H252V28H257L256 26L257 25H259ZM85 27V26H84ZM83 27V28H84ZM83 28L81 29V33H82V35L85 37L86 35L83 33ZM221 26L218 24V25H216L215 26V33H220V31H221ZM86 38V37H85ZM216 38V37H215ZM261 38V36H258V37H255L254 39H253V43H254V45L256 44V42L259 40ZM77 39H78V36L77 35H75L74 37H72V39H71V41H69L68 42V44L66 43L65 45H63L62 43H59L57 40H56V38H55V44L51 47V49L52 50H58V52H60V51H67V49H70L71 47H73L75 44H76V42H77ZM247 40H248V35H246L243 39H240V41L238 42V43H240L239 45H237V51L238 52H244V51H246V50H248L249 48H248V46H247ZM86 41H87V39H86ZM5 45L6 44H3V46L5 47ZM3 51V50H2ZM235 53H237V52H235ZM18 60V59H17ZM221 63H223V62H218V64H221ZM5 64H7V63H5ZM223 64H226V63H223ZM1 66H4L3 64L1 65L0 64V67ZM5 67V69L7 70H2L1 68V72H0V74H4V75H6V78H8V75H7V72L9 73V68L11 67V65H9L8 67L7 66H4ZM74 72V71H73ZM1 76V75H0ZM61 80H63V81H65L63 78H60ZM113 79H111V81H112ZM53 82V81H52ZM66 82V81H65ZM67 83V82H66ZM57 86H64L63 84H58ZM110 86H112V83H111V85H108V86H106V85H104L102 88L106 91L107 90V88L108 87H110ZM65 87V86H64ZM63 87V88H64ZM28 88H30V87H28ZM3 90L4 91H6L5 90V86H4V88H3ZM64 90L66 91V88H64ZM74 90V92H76V93H78V92H80L81 90H75V89H73ZM7 92V91H6ZM50 94L51 93H46V96H44L43 97V99H42V101H41V103L43 104V105H46L47 104V102L49 101V96H50ZM79 97V96H78ZM67 101L68 100H70L69 99V97L66 99ZM65 101V100H64ZM13 105V104H12ZM2 107V106H1ZM4 112V108L2 107V110L0 111V116L2 115V113ZM17 112H15L14 114H16ZM119 122V121H118ZM120 123V122H119ZM248 131H249V129H248ZM40 136V135H39ZM38 136V137H39ZM33 138H37V137H33ZM92 176H93V181L97 178V176H95L94 174H91ZM174 188H172V190H173ZM10 197H11V195H9V197H8V201H10ZM14 198V197H13ZM20 198H16L15 200H13V201H18ZM16 208H18L19 207V205H17V206H15ZM196 214V213H195ZM235 256V255H234ZM227 259V258H226ZM2 258H0V263L2 262ZM238 260V259H237ZM225 261H227V260H225ZM238 262H239V260H238ZM239 264H240V262H239Z\"/></svg>",
  "mask_w": 264,
  "mask_h": 264
}]
</instances>
